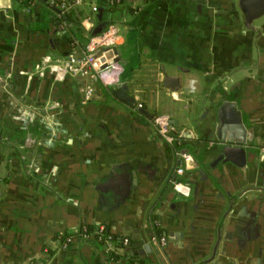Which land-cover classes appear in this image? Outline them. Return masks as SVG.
I'll return each instance as SVG.
<instances>
[{"label": "crops", "instance_id": "obj_1", "mask_svg": "<svg viewBox=\"0 0 264 264\" xmlns=\"http://www.w3.org/2000/svg\"><path fill=\"white\" fill-rule=\"evenodd\" d=\"M243 3L84 0L69 22L48 0H0V264H264V11L248 21ZM110 23L117 79L67 71ZM125 84L136 106L115 92ZM159 113L185 130L190 196L172 187ZM234 125L244 158H221ZM100 224L132 246L83 234Z\"/></svg>", "mask_w": 264, "mask_h": 264}, {"label": "built area", "instance_id": "obj_2", "mask_svg": "<svg viewBox=\"0 0 264 264\" xmlns=\"http://www.w3.org/2000/svg\"><path fill=\"white\" fill-rule=\"evenodd\" d=\"M50 4L59 9V14L62 15L70 8L73 3H81L84 0H48ZM111 3L120 0H109ZM98 6L93 5V9L96 10ZM119 27L116 23H110L109 26L102 32L93 34L90 36L85 48L80 53H73L69 56L66 63V70L72 75H79L81 73L92 72L103 79L106 83L114 82L117 79L118 73L123 69V64L120 60L108 59L107 65H103L104 61L101 59V55H98L100 51L107 50L109 48L116 49L115 45L119 42ZM116 53L117 49H116ZM86 96L92 94L93 89L91 87H83L81 89ZM138 105L143 106L142 102ZM171 117L168 114L159 113L153 117L154 124L156 126L157 133H159L163 139L172 147L177 158L176 175L172 180V187L176 193L185 197L190 196L192 193V184L189 181L184 180L181 175L185 172L186 165L194 161V155L185 149L182 144V137L179 134L173 132V123ZM85 227L83 234L85 236L95 233L96 238L101 239L108 246V249L125 250L129 245V236H123L120 242H116L112 238L111 234H107L105 226L100 224L96 229ZM153 240L158 243L165 244L167 238L165 236L156 237L152 236ZM72 237H67V241H71ZM117 252V251H115Z\"/></svg>", "mask_w": 264, "mask_h": 264}, {"label": "water", "instance_id": "obj_3", "mask_svg": "<svg viewBox=\"0 0 264 264\" xmlns=\"http://www.w3.org/2000/svg\"><path fill=\"white\" fill-rule=\"evenodd\" d=\"M242 2H244L243 4L245 6V9L247 10L246 18L248 21H251L255 17L260 16L264 11V9L259 10V11H253L255 8L251 7V5H249V0H242ZM98 55H101V59L104 61V63H103L104 66L107 65L109 58H113L114 60H120V58H121V55L119 53H116V49H114V48H109L107 50L100 51L98 53ZM165 80H166V84H168L173 89H178L179 86L181 85V79L179 77L168 75ZM115 92L121 98H123L127 102L131 103L132 105H134V106L137 105L136 98L128 92V90L126 88V84L124 86H122V85L119 86L115 90ZM170 120L173 123V119L171 118ZM241 124L245 128V125L243 123H241ZM234 127H235L234 135H233L234 140L228 139L229 142L225 143L226 147L223 150V154H222L221 158L223 156H227L228 159L235 160L234 159V152L235 151H238V150L241 151L243 153L242 156L246 152L247 148L245 146L248 145V142L245 139L246 137L244 134L243 127L236 126V125H234ZM176 133L182 137L186 136L185 130H181V131L176 130ZM243 158H244V156H243ZM239 163H242V162L239 161ZM135 237H138V236H135ZM152 249H153L152 244L150 242H148L143 247H141L140 252H145L146 250L151 251Z\"/></svg>", "mask_w": 264, "mask_h": 264}, {"label": "trees", "instance_id": "obj_4", "mask_svg": "<svg viewBox=\"0 0 264 264\" xmlns=\"http://www.w3.org/2000/svg\"><path fill=\"white\" fill-rule=\"evenodd\" d=\"M72 1V0H71ZM123 2V0H120V1H114L113 3H111L110 1H109V5H110V7L112 8V9H114V8H116V6L118 5V4H120V3H122ZM62 17H65V19H67L69 22H71V21H73L74 22V20L72 19V13H71V11L69 10V11H66L65 13H63V15H62ZM90 230V232H91V228L89 229ZM107 234H110L109 232H106ZM112 238H114V236H112ZM117 240H118V242H120L121 240H119V239H122L121 237H115ZM97 239V241H99V242H101V243H103L104 241L103 240H101V239H98V238H96ZM117 258V257H116Z\"/></svg>", "mask_w": 264, "mask_h": 264}, {"label": "flooded vegetation", "instance_id": "obj_5", "mask_svg": "<svg viewBox=\"0 0 264 264\" xmlns=\"http://www.w3.org/2000/svg\"><path fill=\"white\" fill-rule=\"evenodd\" d=\"M174 149V147H172ZM154 230V229H153ZM156 231V230H154ZM155 233V232H154ZM128 236V235H127ZM155 236V235H154ZM123 237V236H122ZM157 237H160V236H157ZM130 240H129V245L127 246V248L131 247L132 244H133V240L131 239V237L129 236ZM167 242V241H166ZM166 244V243H165Z\"/></svg>", "mask_w": 264, "mask_h": 264}]
</instances>
